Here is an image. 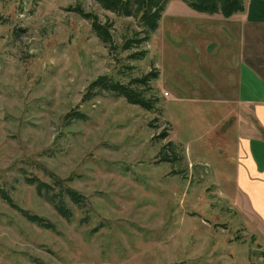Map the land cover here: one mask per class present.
Wrapping results in <instances>:
<instances>
[{"label":"rangeland","instance_id":"obj_1","mask_svg":"<svg viewBox=\"0 0 264 264\" xmlns=\"http://www.w3.org/2000/svg\"><path fill=\"white\" fill-rule=\"evenodd\" d=\"M77 9L110 24L119 48L138 29L95 0H0V188L54 224L0 197V264H264V176L243 179L220 156L236 129H222L220 101L199 99L222 90L209 93V63L193 68V9L169 0L134 61ZM153 67L160 112L106 90L86 97L100 75L126 82ZM168 141L180 160L159 159ZM50 175L86 196L68 220L25 181Z\"/></svg>","mask_w":264,"mask_h":264},{"label":"crops","instance_id":"obj_2","mask_svg":"<svg viewBox=\"0 0 264 264\" xmlns=\"http://www.w3.org/2000/svg\"><path fill=\"white\" fill-rule=\"evenodd\" d=\"M193 22L200 29L193 34V68L209 63V93L222 90L199 99L220 101L222 129H236L220 156L239 165L243 179L264 176V0H244L243 10L229 17L193 10Z\"/></svg>","mask_w":264,"mask_h":264},{"label":"trees","instance_id":"obj_3","mask_svg":"<svg viewBox=\"0 0 264 264\" xmlns=\"http://www.w3.org/2000/svg\"><path fill=\"white\" fill-rule=\"evenodd\" d=\"M104 9L110 10L117 15L130 16L136 20L137 30L124 40L119 46L114 42L113 35L110 31L111 25L101 23L98 16L92 12H84L77 9V12L84 18L91 21L92 30L96 36L106 44L111 50L128 51L126 55L129 60H139L146 56L148 50L143 48L144 42L150 39L151 34L157 29L162 12L169 0H95ZM187 6L197 12L208 14L219 13L224 17L242 11L244 0H182ZM131 70L130 65H126ZM159 72L153 67L139 76L129 74L126 82L115 80L109 75H100L92 80L87 86V98L99 94L101 90H106L115 96L123 97L130 104H136L142 108L153 111L157 109L162 111L158 102L160 99L156 95L153 82L157 79ZM71 119L83 118L81 113H69ZM167 136L166 132L162 137ZM158 157L164 162H174L180 160L178 145L173 141L163 144L158 151ZM25 181L35 188L36 194L48 202L54 210L63 218L70 219L73 211L69 202L78 208L86 205V196L78 190L64 184V182L55 176L50 175V181H45L37 176L25 177ZM0 197L10 206L16 208L28 221L36 225L53 230L54 224L47 218L33 214L28 210L22 209L15 205L12 197L0 188ZM84 220V219H83Z\"/></svg>","mask_w":264,"mask_h":264}]
</instances>
